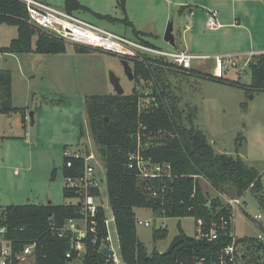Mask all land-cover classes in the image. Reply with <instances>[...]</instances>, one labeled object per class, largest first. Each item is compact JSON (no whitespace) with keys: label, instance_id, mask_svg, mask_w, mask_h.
Instances as JSON below:
<instances>
[{"label":"rangeland","instance_id":"1","mask_svg":"<svg viewBox=\"0 0 264 264\" xmlns=\"http://www.w3.org/2000/svg\"><path fill=\"white\" fill-rule=\"evenodd\" d=\"M36 1L57 9H64L66 2ZM236 1L124 0V6H120V0H79L85 9L75 12V15L130 39L134 38L133 29H136L155 48L167 52L175 50L164 41L166 29L169 23H173L176 46L180 49L191 46L189 50L194 54L237 55L238 68L226 72L225 79L238 81L243 85L241 87L177 73L167 74L165 86L178 98V106L185 115L194 112V125L204 132L216 153L239 157L261 175L260 194L264 196V91L251 92L244 87L251 83L249 66L241 72L252 55L259 50L264 52V0H241L237 4ZM206 9L217 12L221 29L206 28ZM97 15H108L116 21L100 19ZM124 19H128L132 27L125 25ZM238 23L244 27L239 29ZM186 25H191L192 30H186ZM16 37V27L0 25V48L8 46ZM66 45V52L58 55L0 53V70L10 71L12 75L13 106L28 110L25 128L19 113L0 115V208L27 204H76L77 200L63 196L66 186L62 173L64 147L67 146L69 151L94 154L93 165L101 181V196L96 203L104 204L110 221L112 248L121 259L116 226L111 221L113 215L105 182L106 169L90 134L85 99L115 94L109 80L110 73L120 78L125 95H130L134 87H138L143 95L150 94L153 84L130 82L121 59L116 55L90 48H86V53H79V46ZM211 63L214 61L195 69L211 75ZM150 107L147 104L144 109ZM185 125L190 127L188 122ZM81 127L85 134L82 138ZM55 169L57 177L53 181ZM200 183L210 196H217L205 180L200 179ZM241 199L243 204L233 211L234 235L257 239L264 236V206L252 190ZM135 212L138 238L149 253L154 250L165 252L181 233L196 237L194 217H167L152 209H136ZM258 216L261 219H257ZM139 222H148L150 226ZM161 225L168 230V237L154 241V232ZM71 264H83L82 257Z\"/></svg>","mask_w":264,"mask_h":264},{"label":"trees","instance_id":"2","mask_svg":"<svg viewBox=\"0 0 264 264\" xmlns=\"http://www.w3.org/2000/svg\"><path fill=\"white\" fill-rule=\"evenodd\" d=\"M119 4L124 6V0H120ZM64 9L75 14L85 8L79 0H66ZM97 17L116 21L108 15ZM122 22L132 27L128 19ZM0 25L17 29V37L12 39L8 46L0 48L2 54L58 55L66 52L67 45L64 41L52 38L29 22L27 8L21 0H0ZM133 36V39L154 47L143 38L142 32L133 29ZM77 51L88 52L84 47L77 48ZM147 59L155 63H165L159 58ZM249 68L251 83L244 87L251 92L264 91V54L255 56ZM133 72L136 85L140 84L141 80L146 85L153 84L151 93L147 94L156 101H153L149 109L140 111L139 104L144 95L138 87H134L130 95H94L85 99L90 134L97 150L105 148L108 152L107 159L103 160L106 169L105 182L119 238L121 260L123 264H195L196 259L213 260L218 251L231 243L234 234L232 226L222 231L219 238L213 242L198 241L195 237L181 233L165 252L154 250L149 253L137 235L135 210L152 209L155 213L167 217H194L196 222L203 219L206 229L212 224L220 227L223 220H229L231 210L223 205L220 197H212L204 191L200 179L205 180L217 194L225 193L239 197L252 190L259 203L264 206V196L260 194L261 175L251 167L247 170V165L239 157L216 153L204 132L194 125V112L190 111L189 116L185 115L178 106V98L165 86L167 74L173 73L195 75L236 87L243 85L238 81L216 80L197 69L175 72L139 62L133 64ZM27 111V108L13 106L12 75L10 71L0 70V115L19 113L25 128ZM186 122L190 127L185 125ZM148 132L165 133L162 139L151 143L146 154L151 155L157 162L170 163L173 167V179L143 182L139 179L137 170L129 167V157L136 150V136L140 134L144 143V135ZM84 135V129L81 127L80 138ZM84 164V160H78L73 168H68L65 158L63 176H83ZM56 177L57 169L53 171L52 180ZM252 184L254 186L251 188ZM151 188L159 191L166 189L168 194L165 196L167 200L164 206H160V203L151 197ZM91 194L99 196L100 191L93 189ZM63 196L65 199H76L81 197V194L65 187ZM105 214L106 211L99 207L95 218L97 234L88 233L80 240L77 234L71 232L65 237H58V230L68 221L82 220L80 203L27 204L0 208V229L6 228L5 236L11 240L16 252L22 251L27 245H35L34 264H71L80 257L83 264H114L110 257L100 251L107 237ZM167 237L168 230L164 227L156 230L153 235L154 241ZM237 242L242 244L246 264H264L263 241L245 237L237 238ZM77 243L84 247L83 252L72 249L73 244ZM70 251L71 258H67L66 255Z\"/></svg>","mask_w":264,"mask_h":264},{"label":"built area","instance_id":"3","mask_svg":"<svg viewBox=\"0 0 264 264\" xmlns=\"http://www.w3.org/2000/svg\"><path fill=\"white\" fill-rule=\"evenodd\" d=\"M28 11L29 22L39 28L42 32L51 36L54 39L64 41L68 44H73L79 47L95 49L101 52L109 53L118 56L121 60H127L131 66L135 62L143 63L145 65H154L166 70H172L175 72L192 71L197 68L196 66L206 60H214V69L211 76L216 80H225V73L231 69L238 68L237 55H218L213 57L197 56L190 53L187 50H181L178 47L174 48V51H161L157 48L148 46L141 41L130 39L107 29L96 26L89 23L73 13L67 12L65 9H57L46 3L36 0H21ZM193 13H191V17ZM206 28L209 30H218L220 23L217 19V12H209L206 19ZM191 25H186V30H190ZM260 55V54H258ZM257 56L252 55L251 60ZM159 58L163 59L165 63H155L147 58ZM251 60L245 62L242 73L246 66H249ZM141 82H143L141 80ZM155 98L149 97L146 93L141 98L139 109H144L147 104L152 105ZM146 129V127H144ZM146 142L143 143V137L138 134L135 138L136 150L129 157V167L136 169L138 177L143 182H153L163 179H173V167L170 163L157 162L151 155L146 154V150L150 147L151 143L160 140L161 137L165 136V133H153L148 132L144 135ZM66 158V166L73 168L75 161L84 160V173L79 178H66V188L76 190L77 193L81 194V197L76 198L77 203L82 206V220L68 221L63 228L58 230V237L62 238L67 235L68 232L75 233L78 235V240L84 238L86 234L91 233L97 234V224L95 218L98 213L99 207H102L105 211L104 204L99 205L96 200L100 198V183L99 176L94 167V154H82L78 150L64 152ZM254 186L252 184L251 188ZM99 190L100 195H92L91 190ZM151 197L156 199L160 206H164L166 203L165 196L168 194L166 189L163 188L161 191L157 189H150ZM220 197L223 205L231 210V216L229 220H223L220 227L215 224L209 229L204 227V220H197V234L195 239L198 241L213 242L219 238V235L228 226L233 227V211L241 207L243 201L242 196L234 197L228 194H217ZM216 196V197H217ZM106 215V214H105ZM257 219H261L258 216ZM114 221V218L111 220ZM82 224V225H81ZM107 237L105 242L102 244L100 251L104 247L112 248V238L109 231L110 221L106 217L104 221ZM139 224L146 227L150 226L148 222H139ZM161 228L163 226L161 225ZM234 228V227H233ZM6 228L0 229V264H34V249L35 245H27L22 251L16 252L12 247L11 240H8L5 236ZM231 243L218 251L215 259L207 261L205 258L196 259L195 264H246L244 254L242 253V244H238L237 238L232 234ZM264 242V236L260 235L258 238ZM94 243L96 241L94 240ZM72 249L79 252L84 250V247L77 243L73 244ZM71 251L67 253L66 257L71 258ZM111 258L114 264H122V260L115 255V252Z\"/></svg>","mask_w":264,"mask_h":264},{"label":"water","instance_id":"4","mask_svg":"<svg viewBox=\"0 0 264 264\" xmlns=\"http://www.w3.org/2000/svg\"><path fill=\"white\" fill-rule=\"evenodd\" d=\"M164 41L167 44H169L171 47L176 48L175 36L173 34V23H169V25L166 29L165 35H164ZM121 64L123 66L124 73L127 76L128 80L130 82H133L134 81L133 67L131 66V64L127 60H121ZM109 80H110V83L113 86L115 94L117 96L125 95L124 89L121 85L120 78H118L114 73H110ZM30 117L33 120V114L32 113L30 114ZM97 151L103 160L107 159L108 152L105 148H99ZM246 169L249 170V167L246 166ZM101 253L104 255H107V256H112L114 254V252L112 250H110L108 247H104L102 249Z\"/></svg>","mask_w":264,"mask_h":264},{"label":"crops","instance_id":"5","mask_svg":"<svg viewBox=\"0 0 264 264\" xmlns=\"http://www.w3.org/2000/svg\"><path fill=\"white\" fill-rule=\"evenodd\" d=\"M239 1H241V0H237L236 1V4L239 2ZM192 11V10H191ZM210 11H212V10H207L206 9V14H208ZM193 12V11H192ZM192 18V17H191ZM238 21H239V19H238ZM239 29L240 28H243L244 26L243 25H241V23H238L237 25H236ZM221 27H222V25L220 24V28L219 29H221ZM236 27V28H237ZM190 30H192V27H191V29ZM190 30H188V31H190ZM182 44H180L179 46H181ZM179 48V47H178ZM191 48V46L190 47H186L185 46V48L184 49H181V50H187V51H189L190 53H192V54H194L192 51H190L189 49ZM180 49V48H179ZM261 50H259V52H257V55L258 54H264V52H260ZM194 55H197V56H207V57H213V56H210V55H202V54H198V53H195ZM214 56H218V55H214ZM208 61H214V60H206V61H204V62H201V63H199L196 67L197 68H201V67H203V66H206V65H203V63H207ZM210 71L212 72L213 71V69H214V63H211L210 64ZM198 70V69H197ZM201 71V70H200ZM18 108H20V107H18ZM67 146H65L64 147V149L66 148ZM262 224V223H261Z\"/></svg>","mask_w":264,"mask_h":264}]
</instances>
